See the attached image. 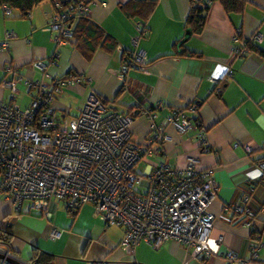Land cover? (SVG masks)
<instances>
[{"label":"crops","instance_id":"0c3cea01","mask_svg":"<svg viewBox=\"0 0 264 264\" xmlns=\"http://www.w3.org/2000/svg\"><path fill=\"white\" fill-rule=\"evenodd\" d=\"M104 1L106 5L92 6L90 15L117 46L112 51L98 50L89 61L74 42L59 46L57 33L46 30L54 13L51 1L26 18L17 11L8 16L0 7V82L9 77L8 67L21 78L15 98L11 89L0 88V99L26 109L38 95V89H29L27 81L51 85L57 77L73 72L87 81L60 93L54 91L53 104L61 121L78 116L92 93L118 112H128L136 103L154 107L159 125L174 110L185 111L190 119L198 116L205 149L200 132L180 133L167 125L165 133L170 138L162 154L178 168L194 158L200 171L213 172L218 193L210 205L215 222L209 244L214 255L195 258L175 240L159 249L142 242L129 250L122 246L123 228L107 226L90 204L73 215L63 200L53 198L49 218L32 203L24 202L18 208L0 194V229L10 226L11 254L26 263L34 250H40L52 254L54 264H228L225 257L233 251L246 262L235 264H264V223H258L259 234L254 239L250 228L230 222L225 215L240 191L252 186L255 205L264 208V170L258 165L264 159V58L254 50L243 56L238 50L241 40L247 39L264 52V0H247L242 13H228L221 3L213 2L203 32L191 35L183 47L178 42L185 38L192 1L151 0L158 3L145 21L148 32L139 42L149 63L144 71H131L125 81L120 76L121 65L125 53L134 49L132 39L140 18H131L123 7L146 0ZM7 33L14 37L8 40V48H2ZM257 35L262 37L260 42L253 40ZM57 51L59 57L53 63ZM38 62L45 65L44 70L36 66ZM193 104L198 106L197 113L190 110ZM249 146L256 151L248 154ZM154 161L159 162V157ZM54 230L61 232L59 239H51Z\"/></svg>","mask_w":264,"mask_h":264},{"label":"built area","instance_id":"2783aa9c","mask_svg":"<svg viewBox=\"0 0 264 264\" xmlns=\"http://www.w3.org/2000/svg\"><path fill=\"white\" fill-rule=\"evenodd\" d=\"M51 2L54 13L46 30L57 33L55 42L59 46L75 42L68 18L90 15L92 6L106 5L100 0L90 4L80 1L60 12L61 1ZM3 8L6 15H12L10 8ZM135 27L134 49L121 65L124 81L131 71H144L149 63L146 53L139 49V42L148 32L146 23L137 22ZM13 37V33H7L2 48H8L7 42ZM235 39L238 41V35ZM253 40L260 42L262 37L257 35ZM241 43L246 46L245 41ZM239 52L247 54L246 49ZM58 57L57 51L52 62L57 63ZM36 66L45 69L41 62ZM6 71L9 77L0 82V88L11 89L15 98L21 78L11 67ZM86 81L75 73L57 77L51 85L29 80L27 87L37 88L38 95L26 109L0 99V194L18 208L31 201L49 218V201L53 198L66 201L70 208L90 204L107 226L123 228L124 248L134 250L145 242L159 249L175 240L195 258H211L214 253L209 242L215 216L210 205L218 193L213 172L200 171L194 158H189L184 168L173 166L161 150L170 138L165 133L167 125L180 133L200 132L205 147L201 126L181 110L159 125L157 115L141 103L128 112H118L96 93L88 97L78 116L61 121L53 104L54 91L60 93ZM196 107L193 104L190 110L196 113ZM255 151L254 146L247 147L248 154ZM157 157L159 162L154 161ZM141 163L147 164L143 171L139 169ZM258 165L264 170V159ZM249 191L241 190L236 201L225 209V215L230 222L252 230L264 208L255 205ZM60 236L61 232L54 230L50 237L56 240ZM0 253L13 257L1 241ZM225 258L228 264L246 263L233 251Z\"/></svg>","mask_w":264,"mask_h":264},{"label":"trees","instance_id":"16d2710c","mask_svg":"<svg viewBox=\"0 0 264 264\" xmlns=\"http://www.w3.org/2000/svg\"><path fill=\"white\" fill-rule=\"evenodd\" d=\"M46 1H51V0H0V7L7 6L12 11H17L21 18H26L33 12V10L36 7H38L39 5H41ZM60 1H61L60 2L61 8H59V11L64 12L65 9H67L70 5H78L80 1H84L87 4H90L95 0H60ZM100 1H104V0H100ZM191 1H192L191 10L189 12L187 19L186 30H191L192 35L193 34L198 35L203 32L207 20V14L213 2L221 3L224 9L228 13H242L244 12L245 7L248 3L247 0H191ZM157 3H158L157 1H151V0L133 1L128 5H124L123 8L131 18L139 17L140 20L138 21L145 22L149 19L151 14L156 9ZM66 21L69 22L70 25L69 27L74 32V38H75L74 43L77 50H79L82 56L88 61L92 59V57L98 50L105 49L112 51L117 46V42L115 41V39L109 33H107L102 28V26L97 24L92 19L91 15H77V16H73L72 18H68ZM183 39L184 37L178 42V44H180ZM241 39L242 37L239 38V40ZM241 41H245L246 46L245 47L241 46L239 47L238 50L246 49L247 54L250 51L254 50L259 52L261 56L264 58V52L260 50L257 43H253L251 40H247V39L246 40L242 39ZM181 47H183V44ZM126 54L127 53H125V55ZM194 55L196 54L195 53L191 54V56ZM105 104L107 105L106 102ZM146 108L150 109L156 114V112L154 111L155 109L154 107H146ZM174 111L172 112V114L174 113ZM197 111H198V106L196 107V113ZM193 120L198 122L199 126H201V122L198 116L197 117L194 116ZM203 148L205 149V147L202 146V149ZM162 149H163V145H162ZM250 190L251 191L249 192L251 193L252 196H254V194L252 193L253 186L250 188ZM64 202L66 203V201ZM81 208L82 207H74V208L67 207L69 212L73 213V215H77L78 211ZM43 212L46 215L45 210H43ZM260 222L264 223V218L261 217V215L259 214V216H257L256 220L254 221L255 229H252L251 231L254 239H256L257 234H259L260 229H258L259 228L258 223ZM11 235L12 234H11L10 226L4 229H0V241L3 242L9 249H10L9 241L11 239ZM39 251L34 250V252L32 253V257L30 259V264H54L53 263L54 256L52 254L46 252L39 253ZM0 264H10V263L0 260Z\"/></svg>","mask_w":264,"mask_h":264},{"label":"water","instance_id":"95a60500","mask_svg":"<svg viewBox=\"0 0 264 264\" xmlns=\"http://www.w3.org/2000/svg\"><path fill=\"white\" fill-rule=\"evenodd\" d=\"M191 35H192L191 30H187L186 31V35H185V38L180 43V45L183 44V43H185L191 37ZM0 260L6 261L7 263H10V264H30V263H26V262L18 259L15 256H13V257H7V256H5L2 253H0Z\"/></svg>","mask_w":264,"mask_h":264},{"label":"rangeland","instance_id":"374dc122","mask_svg":"<svg viewBox=\"0 0 264 264\" xmlns=\"http://www.w3.org/2000/svg\"><path fill=\"white\" fill-rule=\"evenodd\" d=\"M146 166H147V164H145V163H141V164L139 165V169H140L141 171H143V170H145ZM54 201H57L59 204L62 203L60 200H57V199H54ZM26 202H27V203H32L31 201H26ZM38 215H40V213H39Z\"/></svg>","mask_w":264,"mask_h":264}]
</instances>
